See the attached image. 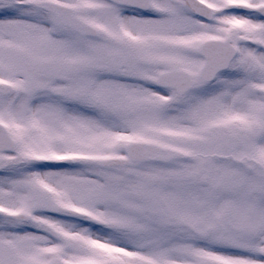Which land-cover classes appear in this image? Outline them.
<instances>
[{
	"label": "snow or ice",
	"instance_id": "snow-or-ice-1",
	"mask_svg": "<svg viewBox=\"0 0 264 264\" xmlns=\"http://www.w3.org/2000/svg\"><path fill=\"white\" fill-rule=\"evenodd\" d=\"M0 264H264V0H0Z\"/></svg>",
	"mask_w": 264,
	"mask_h": 264
}]
</instances>
